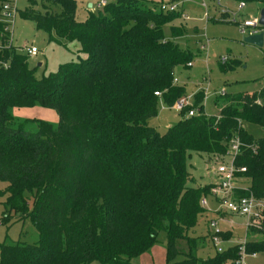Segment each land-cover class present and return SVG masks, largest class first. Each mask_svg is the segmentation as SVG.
Wrapping results in <instances>:
<instances>
[{"label": "trees", "instance_id": "16d2710c", "mask_svg": "<svg viewBox=\"0 0 264 264\" xmlns=\"http://www.w3.org/2000/svg\"><path fill=\"white\" fill-rule=\"evenodd\" d=\"M4 1L0 197L3 211L30 219L38 239L0 243V264H134L132 259L153 247L161 232L165 264H229L236 258L239 242L218 251L209 228L205 235L192 234L198 217L208 211L200 199L211 196L212 184H191L195 179L187 158L191 152L207 154V162L226 156L237 137L240 149L233 164L246 171L236 176L264 198V135L254 137L243 127L249 122L264 128V85L230 98L217 115L204 113V93L198 91L179 110L178 121L160 132L147 121L157 115L160 99L173 107L184 96L173 71L176 65H191L194 57L191 48L164 34L166 25L172 37L187 31L185 24L186 30L181 27L187 19L182 5L162 11L144 0H115L78 20L76 0H41L42 9L29 0L18 11L22 18L46 32L49 41L80 45L77 60L36 77L29 55L11 42L1 16ZM243 1L264 8V0ZM228 17L222 13L218 22L238 23ZM226 62L219 61L222 68L231 67ZM36 105L54 109L57 124L38 119V129L29 131V119L18 120L11 112ZM191 109L197 113L187 116ZM246 232L262 235L248 239L246 250L263 252L264 218ZM220 235L226 242L232 239L229 230ZM206 239L214 253L202 258L197 252Z\"/></svg>", "mask_w": 264, "mask_h": 264}, {"label": "rangeland", "instance_id": "374dc122", "mask_svg": "<svg viewBox=\"0 0 264 264\" xmlns=\"http://www.w3.org/2000/svg\"><path fill=\"white\" fill-rule=\"evenodd\" d=\"M33 5L35 9H42L41 0H35ZM101 0H76L75 17L78 20H84L89 12H97L101 8L96 7V3ZM107 3L115 0H105ZM146 5L156 7L158 9L160 2L173 1L182 5L188 16L187 20L182 19V28L186 30L185 25H195L198 28L197 35L210 38L208 48L199 55L195 54L192 58V66L184 67L176 65L174 68V81L184 87V96L191 104L194 100V94L198 91L204 93V113L207 115H217L220 107L226 103L230 98L242 93L252 92L264 85V29L261 27L259 31H263V44L261 46L244 42L243 35L240 32L239 24L230 22H218L217 17L214 16V0H206L208 9L213 22L204 19L205 9L201 5V0H144ZM222 2V0H221ZM89 3L93 4L89 6ZM17 13L11 27V42L20 51L34 45L37 47V53L28 57V64L30 68L34 69L36 77H41L49 72L55 71L61 63L67 61H75L78 59L77 50L80 45L77 41H70L65 44L49 41L47 33L43 30L37 29L34 22L19 15V10H23L30 5L29 0H15ZM230 12H228V19L230 21L249 17H258L262 6L256 2H248L244 9L237 10L238 4L235 2ZM60 10L59 7H56ZM242 21V20H241ZM178 25V21H175ZM185 24V25H184ZM258 31V32H259ZM164 34L167 38L174 40L180 46L193 47L191 43L197 36L193 33V28L181 36L172 37L169 25L164 27ZM199 37V38H200ZM201 39V38H200ZM226 55L229 60L226 64L231 67L222 68V64L218 63L220 56ZM80 57H84L79 54ZM228 65V66H229ZM234 67V68H233ZM225 69V70H223ZM175 104V103H174ZM193 108V107H192ZM175 105L168 107L160 99L158 106V113L155 117L148 119L147 124L156 128L160 132H164L166 128L175 122L181 116V113ZM197 113V110L194 109ZM11 112L18 120L29 119L25 124V129L29 131H36L38 129V119L50 122L56 125L58 122V115L52 108L42 107L36 105L33 107H14ZM243 127L251 133L254 137H261L264 135V128L254 123H243ZM208 155L205 153L191 152L187 158V169L194 177L191 182L193 186L214 184L217 181L216 168L220 162H227L230 160L229 156H221L219 158H212L207 162ZM239 182V183H238ZM247 179H236L238 186H246ZM2 186L4 184H1ZM207 209L209 211L203 213L198 217L194 235H205L209 228L213 231L214 228L210 226V222H216V228L225 231H231L232 240L223 243V247L237 244L242 239H256L261 238L262 235H253L251 232H246L244 217L233 215L221 218L215 215V209L219 204L207 196ZM4 197H0V243L9 241H20L23 243L32 244L38 239V234L27 217H22L19 214L10 212L3 207ZM31 200L29 201V207ZM220 208V207H219ZM213 211V212H212ZM6 213V214H4ZM4 216V217H3ZM159 241L151 247L148 251L132 259L134 264H165V233L161 232ZM240 239V240H238ZM206 245L199 247L198 256L205 258L214 253L212 244L209 246V240H205ZM251 264L264 263V251L257 254L255 258L250 259ZM92 264H103L98 261H93Z\"/></svg>", "mask_w": 264, "mask_h": 264}, {"label": "built area", "instance_id": "2783aa9c", "mask_svg": "<svg viewBox=\"0 0 264 264\" xmlns=\"http://www.w3.org/2000/svg\"><path fill=\"white\" fill-rule=\"evenodd\" d=\"M201 5L205 9L204 11V19L209 20L211 18L208 5L206 0H201ZM106 3L105 0H101L96 3V7L100 8ZM238 6L237 10L241 9L246 5V2L243 0L236 2ZM179 3L169 1V2H161L158 8L162 11H174L179 6ZM214 11L217 13V17H219L222 13H228L232 11L228 6L221 2V0H215L213 5ZM17 13V7L15 4V0H5L2 4L1 16L2 19L7 23L6 29L11 33V27L14 22V18ZM185 18H188L186 14H183ZM242 20V21H241ZM240 22L237 23L240 26V32L243 35H249L253 33H257L261 30V25L259 24V16L258 17H249L246 19H241ZM208 39L205 38L204 43L201 45L202 49H205ZM29 56L35 55L37 53V47L34 45H30L23 49ZM228 60V56L222 55L219 57V61L221 63H225ZM190 64V63H189ZM158 95V92H155ZM189 104L187 99L181 98L177 102H175V106L178 109H181L182 106ZM196 111L191 109L187 112V116L195 114ZM240 149V141L237 137H233L229 143V154L226 156L230 157V160L227 162H220V164L216 168L217 173V181L212 184L210 188V195L217 201L219 207L217 210H222L225 212H229L231 214L244 217L245 219V227L246 231L250 229L251 226L260 227L263 218H264V198H257L253 192L248 189V186H238L236 183V173L246 171L245 166H235L233 164V158L235 154L238 153ZM243 189L247 192L245 195H238L237 190ZM207 196H202L200 199L201 205L207 207ZM216 222H210V226L214 228L213 231H210L211 241L214 247L218 251H222L225 249L223 247V243L225 242L222 236L220 235L221 230L216 228ZM247 239L244 238L239 241V249L238 256L230 261L229 264H251L250 259L255 258L257 256V252L247 251L246 243Z\"/></svg>", "mask_w": 264, "mask_h": 264}, {"label": "crops", "instance_id": "0c3cea01", "mask_svg": "<svg viewBox=\"0 0 264 264\" xmlns=\"http://www.w3.org/2000/svg\"><path fill=\"white\" fill-rule=\"evenodd\" d=\"M235 2H237V1H235V0H222V3H224L226 6H228L229 8L230 7H232L231 5H234V3ZM247 4V3H246ZM93 4H91V6H92ZM244 7H246V5L244 6ZM244 7H242L241 9H244ZM231 9V8H230ZM186 13V12H185ZM216 15V14H215ZM185 20H187V19H185ZM208 21V20H207ZM214 20H210L209 19V21L207 22V23H209V22H213ZM190 28H193V33H194V35H196L197 37L196 38H194V40H192L191 41V43H193V47H189V46H186V47H189V48H191L192 50H193V53L195 52V54H200L201 52H203V51H205L206 50V48L205 49H202L201 48V45L204 43V40H205V36H203V38L202 37H200L199 35H197V32H198V28H197V26H195V25H189L188 23H187V31L188 30H190ZM186 31V32H187ZM201 39H200V38ZM206 39H208V41H207V44H208V46H209V42H210V38H208V37H206ZM194 54V55H195ZM218 63H219V59H218ZM220 64V63H219ZM192 66V62H191V65H189V66H187V67H191ZM234 68V67H233ZM238 180H242V179H244V178H241V177H239V178H237ZM239 183V182H238ZM246 186L248 185V182L245 184ZM211 198H213L212 196H211ZM214 199V198H213ZM215 200V199H214ZM216 201V200H215ZM217 202V201H216ZM219 207H217L216 209H215V211L214 212H216V214L215 215H217V216H220L221 218H225L226 216H233L234 214H231V213H229V212H225V211H222V210H217ZM208 211H209V208H208ZM213 212V211H212ZM223 214L224 215H226V216H223ZM233 239V238H232ZM232 239H230V240H228V241H231ZM238 240H240V239H238ZM227 241V242H228ZM224 243H226V241L224 242Z\"/></svg>", "mask_w": 264, "mask_h": 264}, {"label": "water", "instance_id": "95a60500", "mask_svg": "<svg viewBox=\"0 0 264 264\" xmlns=\"http://www.w3.org/2000/svg\"><path fill=\"white\" fill-rule=\"evenodd\" d=\"M89 6H91V3H89ZM259 24L264 26V8H262L259 13ZM243 41L261 46L263 44V31L245 35Z\"/></svg>", "mask_w": 264, "mask_h": 264}]
</instances>
